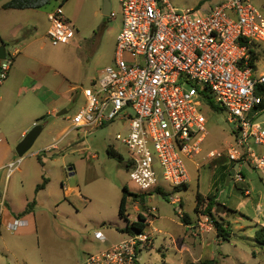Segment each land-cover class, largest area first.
Masks as SVG:
<instances>
[{"label": "rangeland", "instance_id": "1", "mask_svg": "<svg viewBox=\"0 0 264 264\" xmlns=\"http://www.w3.org/2000/svg\"><path fill=\"white\" fill-rule=\"evenodd\" d=\"M8 1L0 0V22L5 29L21 28L18 43L7 44L8 54L14 49L22 50L18 58L31 57L27 63L35 67H40L42 61L47 75L43 103L47 106L55 100L61 106L60 111L67 110L68 114L53 118L45 113L35 126L43 131L23 157L25 179L16 172L9 180L15 193L34 192L36 179L40 184L47 179L50 186L31 224L16 232L4 225L0 227V264H84L89 255L104 252L128 239L122 232L127 223L119 216V206L124 186L137 191L128 167L131 154L117 140L118 134L127 133L123 121L116 119L87 132L62 133L71 127L70 119L85 104L83 88L92 87L100 72L114 65L117 39L124 22L120 0H108L110 16L103 13L105 0H50L39 9L6 11L2 5ZM169 1L178 10L193 9L200 15L224 0ZM254 4L264 14V0H254ZM60 6L77 34L69 45L53 46L46 34L47 15ZM2 44L0 41V47ZM24 44H28L26 49ZM256 66L258 74L264 72V54ZM72 87L76 88L73 94ZM203 113L207 117L208 135L200 157L202 166L196 169L186 161L192 182L187 189L174 193L182 200V215L180 204L170 201L169 190L166 195L154 193L144 197L146 204L140 199L128 201L130 222L137 221L138 215L149 213L153 207L157 209L148 217L153 224L146 229L147 232L153 227L158 230L154 244L149 251L142 252L139 264H196L207 259L218 264H264V240L259 233L264 227V176L244 163L240 168L243 181L239 182L236 173L231 179L224 174L226 156L203 160L208 152L225 151L234 142V125L228 121L226 112L204 108ZM23 140L12 143L16 160L20 159L16 149ZM49 145L56 147L43 152ZM110 147L117 150L123 162L109 155ZM258 150L264 154V147ZM37 152L41 157L31 156ZM4 186L1 181L0 192ZM70 189L73 192L67 196ZM198 193L218 195L222 204L236 211L214 210L217 217L225 215L228 220L229 240L219 238L210 222L208 228L200 230L199 222L205 218L195 212ZM187 214L191 220L189 228L182 223V217Z\"/></svg>", "mask_w": 264, "mask_h": 264}, {"label": "built area", "instance_id": "2", "mask_svg": "<svg viewBox=\"0 0 264 264\" xmlns=\"http://www.w3.org/2000/svg\"><path fill=\"white\" fill-rule=\"evenodd\" d=\"M120 5L124 22L114 65L104 68L92 87L83 88L85 104L70 119L66 133L123 121L127 133L118 134L117 140L131 154L128 167L137 190L131 192L146 197L158 189L169 190L170 201L180 204L182 215V200L174 193L192 182L186 161L196 169L202 166L208 131L199 90L208 87L234 125V142L225 151L208 152L203 160L226 156L230 163L249 164L264 176V154L258 150L264 147V90L259 91L264 72L258 74L257 66L251 65L250 53L254 49L264 54V14L254 0H224L200 15L193 9L178 10L169 0H120ZM48 20L52 45H69L77 30L61 6L48 14ZM9 53L0 59V86L21 52ZM16 167L13 163L9 170ZM236 178L243 181L240 169ZM156 211L153 207L142 215L148 219ZM4 212L2 202L0 227ZM209 222L200 221V230ZM28 224L19 218L5 226L16 232ZM157 231L153 227L128 234L127 240L89 255L84 264H139Z\"/></svg>", "mask_w": 264, "mask_h": 264}, {"label": "crops", "instance_id": "3", "mask_svg": "<svg viewBox=\"0 0 264 264\" xmlns=\"http://www.w3.org/2000/svg\"><path fill=\"white\" fill-rule=\"evenodd\" d=\"M62 1L65 2L67 0ZM4 10L13 11L15 9ZM49 27L50 22L48 20L47 31ZM20 32L21 28L16 27L5 29L3 23L0 22L1 43L4 42L10 46L16 45L18 43ZM27 47L28 44L23 45V49H26ZM20 52V54H22V50H20ZM30 58L31 57L28 58L27 56H23V59H19L17 57L8 80L0 86V182L4 181L5 185L3 192H0V203H5V212L2 218V223L4 226L6 223L19 218H24L31 224V222L34 221L35 210L38 206H42L44 204L45 193L50 186V184L47 183L44 189L37 192V186L40 185V182L36 179L34 181V192L29 194L23 193L21 190H18L17 193H15L12 192V189H10L9 180H12V177L14 174H16V172L22 176L21 179H25L26 176L23 167L26 159H15L14 145L12 143H18L19 141L23 140L24 137L30 132L31 128L35 127L37 122L41 118L45 117V113H47V116L56 118L58 117V113L61 109V106L55 104V100L50 102L47 106L45 103H43L42 97L45 94L44 90L47 88V75L43 70L44 64L42 61H40V67L29 65L30 63L27 62ZM71 90L73 94L76 88L72 87ZM20 100H23L24 103L21 104ZM65 132H67V129L62 133ZM52 146L53 145L47 146L43 149V152H47L46 150ZM31 156L39 158L41 157V154L37 152L33 153ZM13 163H16L17 167L13 172H11L9 170V166ZM235 165L236 164L230 163L228 161L225 162L223 164L225 171L224 174L227 175L231 173L232 169L235 168ZM240 168L241 165L239 166V169ZM21 182L22 184L24 183L23 180H21ZM72 192L73 190L70 189L66 191V195L69 196ZM248 193L249 192L247 191L246 195ZM147 225L151 226L148 220ZM192 229L194 230V228Z\"/></svg>", "mask_w": 264, "mask_h": 264}, {"label": "trees", "instance_id": "4", "mask_svg": "<svg viewBox=\"0 0 264 264\" xmlns=\"http://www.w3.org/2000/svg\"><path fill=\"white\" fill-rule=\"evenodd\" d=\"M49 1L50 0H11L8 3L4 4L3 8L7 10L8 9H15V10L39 9L43 7L44 5H46ZM2 43L6 44L4 42ZM250 53L252 55L251 65L256 66L255 64L256 62H258L262 54L256 53L254 49H251ZM261 90H264V87H260L259 91ZM199 93L201 96L200 100L202 104V111L204 108H210L214 112H225L224 109L216 103L214 96L212 95L208 87L200 89ZM108 153L110 156H113L117 158L120 162H123V157L113 147H110L108 149ZM228 176H230V173L228 174ZM47 183H48V180L44 179L43 183L37 186V192L44 189ZM187 187L183 189H187ZM180 190L182 189L181 188L178 189V191ZM156 193L166 195L163 189H158ZM129 199H132V200L140 199L143 204H146V203H145V199L143 196H139V195L132 193L131 190H129L127 186H124L123 194H122V198H121L120 206H119V216L122 219H124L127 223L125 228L122 229V232L127 235L128 234L132 235L135 232L145 231L148 225H147V218L144 217V215L142 214L139 215L138 220L136 222L131 223L129 221V214H128V209H127ZM220 209H223L225 211H233L232 209L228 208L225 204H222L219 201L218 195L204 196L198 193L195 212L198 213L201 216V218H209L213 226L216 229L218 237L227 241L231 237V227H230L228 220L225 218V216L217 217V215L214 213V210L220 211ZM233 212H236V211H233ZM182 223L187 227L190 226L191 220L188 214L182 217ZM259 233L264 240V227H261ZM196 264H218V262L216 260L207 259V260L200 261Z\"/></svg>", "mask_w": 264, "mask_h": 264}, {"label": "water", "instance_id": "5", "mask_svg": "<svg viewBox=\"0 0 264 264\" xmlns=\"http://www.w3.org/2000/svg\"><path fill=\"white\" fill-rule=\"evenodd\" d=\"M103 13L106 16L111 15V3L108 0H105V4L103 7ZM12 45V44H11ZM6 52H7V45L2 44L0 47V59L4 60L6 58ZM68 114L67 110L60 111L58 113V117L64 116ZM43 131V128L40 126L35 127L32 129L24 138V140L18 145L16 152L20 158H23L34 146L35 142L39 138ZM239 164L235 165V168L232 169L230 173V179L235 176L236 171L239 169Z\"/></svg>", "mask_w": 264, "mask_h": 264}]
</instances>
